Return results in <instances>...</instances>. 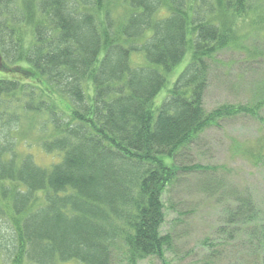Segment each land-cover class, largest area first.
<instances>
[{
    "label": "trees",
    "instance_id": "trees-1",
    "mask_svg": "<svg viewBox=\"0 0 264 264\" xmlns=\"http://www.w3.org/2000/svg\"><path fill=\"white\" fill-rule=\"evenodd\" d=\"M260 23L264 0H0V264H167L185 223L162 233L164 204L185 176L221 208L201 264H264L252 195L189 159L243 113L204 98Z\"/></svg>",
    "mask_w": 264,
    "mask_h": 264
},
{
    "label": "rangeland",
    "instance_id": "rangeland-1",
    "mask_svg": "<svg viewBox=\"0 0 264 264\" xmlns=\"http://www.w3.org/2000/svg\"><path fill=\"white\" fill-rule=\"evenodd\" d=\"M246 35L248 41L242 47H230L217 56L211 66L204 98L207 112L228 105L241 107L243 113L226 115L217 127L205 131L196 149L204 145L206 154L198 158L194 155L196 150L190 148L189 159L222 167L221 176L251 194L264 213V23L252 27ZM183 66L179 67V72ZM2 76L0 73V79ZM27 136L34 135L28 133ZM184 179L166 196L169 200L164 204L162 233L171 232L176 219L185 223L184 228L176 229L175 235L183 234V239H177L175 253L167 257V264H201V242L210 238L218 243L214 231L220 222L221 208L200 193L196 178L185 176ZM169 206L173 209L167 210ZM240 256L241 253L235 255L234 251L227 253L220 264H234ZM243 257L248 259L246 253ZM139 264L161 263L147 259Z\"/></svg>",
    "mask_w": 264,
    "mask_h": 264
}]
</instances>
